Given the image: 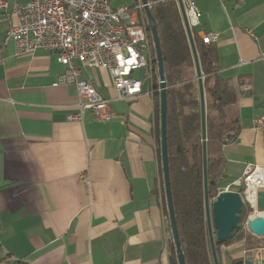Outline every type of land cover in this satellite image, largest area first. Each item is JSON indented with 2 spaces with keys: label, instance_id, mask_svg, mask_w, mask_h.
<instances>
[{
  "label": "crops",
  "instance_id": "crops-1",
  "mask_svg": "<svg viewBox=\"0 0 264 264\" xmlns=\"http://www.w3.org/2000/svg\"><path fill=\"white\" fill-rule=\"evenodd\" d=\"M4 1L8 12L28 2ZM194 1L202 15L193 35L218 34L208 44L220 75L239 92L229 119L241 129L223 145L218 193L241 191L246 167L264 166V131L255 127L264 112V0ZM4 16L0 9V264H172L157 192L151 67L133 73L142 82L134 99L121 95L107 68L83 67L82 77L110 101L111 118L86 111L82 120H70L78 90L64 83L58 54H18L9 35L18 18ZM251 212L264 214V189ZM246 231L251 245L245 238L221 245V264L247 258L264 264V237Z\"/></svg>",
  "mask_w": 264,
  "mask_h": 264
},
{
  "label": "trees",
  "instance_id": "trees-1",
  "mask_svg": "<svg viewBox=\"0 0 264 264\" xmlns=\"http://www.w3.org/2000/svg\"><path fill=\"white\" fill-rule=\"evenodd\" d=\"M148 2L157 23L166 77L168 165L181 247L186 264H214L205 211L203 125L194 55L178 1L148 0ZM139 3L141 0H136L133 7ZM140 22L147 31L151 45L149 66L152 69L155 93V135L160 163L157 192L167 219L172 264H178L163 168L158 57L145 8L140 11ZM193 36L207 95V166L209 196L212 200L218 195L217 183L224 172L223 145L230 142L227 138L236 139L241 129L238 119H229V109L236 103L239 92L230 79L220 75L215 47L205 43L197 35ZM246 206L243 207L240 227L235 231L234 237L224 241L215 238L218 258L219 248L223 244L245 238L247 244L251 245L252 236L242 225L250 213V208L248 210ZM5 264L28 263L22 260H7Z\"/></svg>",
  "mask_w": 264,
  "mask_h": 264
},
{
  "label": "built area",
  "instance_id": "built-area-1",
  "mask_svg": "<svg viewBox=\"0 0 264 264\" xmlns=\"http://www.w3.org/2000/svg\"><path fill=\"white\" fill-rule=\"evenodd\" d=\"M183 2L190 26L198 25L202 13L196 2ZM8 8V2L1 0L4 19L12 14L18 18L9 31L17 53L32 54L38 49L56 52L65 66L64 83L76 84L78 111L69 115L70 120H82L86 111L102 121L111 118L110 101L95 84L82 77L83 67L107 68L115 88L127 99L141 93L142 82L133 78V73L149 67L151 53L147 31L140 22V11L145 8L142 1L128 7L113 6L111 0H28L25 4L15 3L10 12ZM202 39L211 43L218 34L207 32ZM2 55L1 46L0 62ZM255 127L264 131V112L256 119ZM237 185L242 187L245 205L254 210L258 193L264 189V166L248 165Z\"/></svg>",
  "mask_w": 264,
  "mask_h": 264
},
{
  "label": "water",
  "instance_id": "water-1",
  "mask_svg": "<svg viewBox=\"0 0 264 264\" xmlns=\"http://www.w3.org/2000/svg\"><path fill=\"white\" fill-rule=\"evenodd\" d=\"M145 5V11L148 17V22L152 30L154 45L158 57L159 65V83L161 89V130H162V156H163V168L166 187V196L168 203V210L170 214V220L172 224V231L174 235V241L176 244L178 264H186L185 256L181 247L180 236L178 232L172 191L170 185L169 165H168V150H167V96H166V77L162 58V51L160 45V39L157 30V23L151 13L148 0H141ZM182 18L186 31L191 44L192 52L194 55L196 74L199 82L200 101L202 111V125H203V159H204V184H205V211L206 220L209 233V239L211 244L212 255L214 264H220L218 253L216 249L215 238L220 241L230 240L234 237L235 231L240 227V219L245 205L243 197L240 191L224 190L218 193L214 199H210L209 196V183H208V159H207V130H206V99L203 74L200 65L199 55L194 40L193 32L189 24V20L186 13V8L183 0H178ZM248 231L252 234L264 237V214L255 213L251 214L247 220ZM238 264H257L253 258L241 259Z\"/></svg>",
  "mask_w": 264,
  "mask_h": 264
},
{
  "label": "rangeland",
  "instance_id": "rangeland-1",
  "mask_svg": "<svg viewBox=\"0 0 264 264\" xmlns=\"http://www.w3.org/2000/svg\"><path fill=\"white\" fill-rule=\"evenodd\" d=\"M135 1H136V0H112L111 2H112V5H113V6L126 5V6H128V7H133L134 4H135ZM246 208H248V210H249V207L246 206ZM251 214H252V212H251V209H250V213H249L248 217H247L246 220L242 223V225H243V229H244V230H247V228H246V222H247V220H248V218H249V216H250Z\"/></svg>",
  "mask_w": 264,
  "mask_h": 264
}]
</instances>
